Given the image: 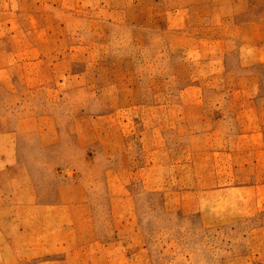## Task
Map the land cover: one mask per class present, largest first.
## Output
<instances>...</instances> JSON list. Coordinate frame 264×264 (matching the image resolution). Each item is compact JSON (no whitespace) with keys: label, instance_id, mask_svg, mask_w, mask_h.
Segmentation results:
<instances>
[{"label":"rangeland","instance_id":"374dc122","mask_svg":"<svg viewBox=\"0 0 264 264\" xmlns=\"http://www.w3.org/2000/svg\"><path fill=\"white\" fill-rule=\"evenodd\" d=\"M0 132L1 259L264 264V0H0Z\"/></svg>","mask_w":264,"mask_h":264},{"label":"crops","instance_id":"0c3cea01","mask_svg":"<svg viewBox=\"0 0 264 264\" xmlns=\"http://www.w3.org/2000/svg\"><path fill=\"white\" fill-rule=\"evenodd\" d=\"M14 136L13 133L9 132H0V137L6 138L4 141V147L6 154H0V253H11L12 252V235L8 233L7 228L4 225V222L14 221V205L15 208H22L24 204L29 201L26 198H21L19 201L14 200L12 186H13V177L12 173L14 168L18 169L16 157L14 155L13 140L11 138ZM21 168V167H20ZM23 169V168H21ZM20 174L15 177V181L20 180L21 191H24L27 195L28 185H29V173L26 169L20 170ZM29 180V181H28ZM23 184L25 185L23 188ZM1 185L3 188H1ZM60 251V250H56ZM57 261V260H56ZM0 264H13L11 260L1 259Z\"/></svg>","mask_w":264,"mask_h":264}]
</instances>
